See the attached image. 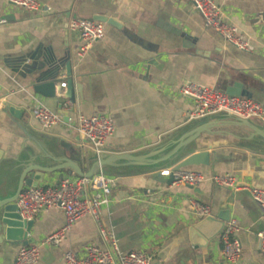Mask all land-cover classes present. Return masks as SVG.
<instances>
[{
  "label": "crops",
  "instance_id": "crops-1",
  "mask_svg": "<svg viewBox=\"0 0 264 264\" xmlns=\"http://www.w3.org/2000/svg\"><path fill=\"white\" fill-rule=\"evenodd\" d=\"M39 1L41 9L29 11L0 0V15L6 19L0 23V199L15 194L27 165L59 163L49 154L80 152V165L89 170L92 162L85 152L89 146L74 128L78 112L112 118L115 132L105 156L158 151L159 157L184 134L202 127L176 160L145 166L118 161L105 167L115 183L100 222L114 233L120 252L147 251L151 264H264L258 237L264 231V215L249 189L219 186L210 179L192 189L167 183V177L160 175L161 169L198 153L200 163L184 168L208 177L230 173L246 186L264 188V139L225 112L189 120L193 101L179 92L187 81L221 90L237 81L264 104V0H216L226 22L238 27L252 51L237 48L206 25L188 0ZM96 15L112 18L122 27L103 22L102 38L80 58V37L69 22ZM38 48L56 58L71 55L69 68H60L56 78L55 97L37 93L21 69L24 63L19 61ZM31 62L27 58L25 63ZM64 100L71 102V120L42 128L33 109L42 102L59 111ZM9 106L19 109L20 118L10 113ZM252 121L264 127V119ZM71 175L77 174L58 170L47 174L40 185H54ZM192 200L208 204L214 217L228 216L225 224L231 218L238 221L243 247L239 261L226 263L223 258L225 225L207 243L200 233L201 239L193 240L191 229L202 217L194 212ZM64 222L60 207L41 211L29 237L38 243ZM87 244L101 248L109 244L90 215L78 219L58 246L41 247L38 264H64L67 251L80 256ZM22 246L0 233V264H12Z\"/></svg>",
  "mask_w": 264,
  "mask_h": 264
},
{
  "label": "built area",
  "instance_id": "built-area-1",
  "mask_svg": "<svg viewBox=\"0 0 264 264\" xmlns=\"http://www.w3.org/2000/svg\"><path fill=\"white\" fill-rule=\"evenodd\" d=\"M188 1L201 14L206 25L214 28L227 41L241 50H253V46L239 32L238 27L226 22L223 9L216 0ZM8 2L29 11L41 9L39 0H8ZM5 22L6 19L0 15V23ZM69 28L77 32L80 37L77 51L80 58H84L88 54L92 45L101 39L104 33L103 22L83 17L72 18ZM61 86L65 87L66 82H62ZM179 92L182 96L193 101V107L188 113L189 120L221 112L241 119H264V104L252 97L233 96L219 88L203 86L193 81L183 83ZM62 109L70 111L71 102L64 100ZM33 115L44 129H49L63 120L62 113L51 110L42 102H39L33 109ZM70 120L69 116L68 121ZM74 128L98 155H102L108 139L115 132L112 118L101 113L85 115L78 112ZM160 175L167 178L172 176V183L176 185L196 187L210 179L223 187L237 190L247 188L253 199L261 206L264 215V188L246 186L230 173L214 174L208 177L197 170L184 167L175 169L174 166H170L161 169ZM114 183V177L105 173L101 168L92 176H63L54 185L25 187L16 200L18 212L23 219L34 220L41 211L60 207L64 211L65 222L38 243L22 246L12 264H38L41 247L58 246L73 224L86 215L92 216L98 222L100 234L109 244L106 248L87 244L80 256L72 251H67L64 256V264H151V255L147 251L120 252L114 233L107 230L100 222L104 207L111 202ZM191 204L198 216L203 218L211 215V208L208 204L196 200H192ZM239 232L238 221L231 218L225 224L221 234L222 254L226 263H235L241 258L243 247L238 237ZM258 237L264 254V231H260Z\"/></svg>",
  "mask_w": 264,
  "mask_h": 264
},
{
  "label": "water",
  "instance_id": "water-1",
  "mask_svg": "<svg viewBox=\"0 0 264 264\" xmlns=\"http://www.w3.org/2000/svg\"><path fill=\"white\" fill-rule=\"evenodd\" d=\"M92 19L99 20L102 22H108L114 24L118 27H122L119 22L112 18H108L102 15L93 16ZM177 34H181L179 30L169 27ZM182 35H186L184 32ZM27 58L32 60L31 63H25ZM20 64L24 63L21 67L25 76H29L31 79V85L37 93L43 94L48 97H55L56 94V78L59 75L60 68H69L71 64V55L66 53L61 58H56L51 51L43 52L39 48L29 55H25ZM69 88L71 87V82H68ZM224 91L233 96H246L252 97V93L244 87L241 82H233L225 87ZM68 97H72L70 93L67 94ZM63 101L59 103V111L63 114V120L68 122L69 112L68 110L62 109ZM10 113L16 117L20 118L19 109L14 106H9ZM233 117V116H232ZM236 123L239 125H245L251 128L254 134L261 136L264 139V127L255 124L252 119H241L233 117ZM204 129L202 127L195 128L189 134H184L179 140L175 142V147L167 152L166 154L156 157L160 152H152L149 154H130V153H120V154H110V155H98L93 151L90 146L86 148V156L89 161H91V166L89 170L84 171L80 165V160L82 158L81 153L78 155L70 154V156H59L58 158L54 154L47 155L54 161H58V164L54 165H44V164H30L27 165L21 175L18 188L15 194L0 199V233L5 234L7 240L21 241L24 245H29L35 242V239L29 237V233L33 227L34 220L23 219L18 212L16 200L20 192L28 186L37 187L44 182L45 177L49 173H54L58 170H68L70 174L75 173L80 176H92L99 169H104L107 166L115 165L118 161H124L125 164L131 165H150V164H161L168 163L170 161L176 160L181 156V151L189 144L193 138L197 137ZM86 142V141H85ZM88 144V142H86ZM162 152V151H161ZM164 152V151H163ZM3 156V152L0 150V162ZM202 155L195 153L187 156L180 162L174 165L175 169L183 168L192 164L200 163ZM76 163V164H74ZM173 177L167 178V183H172ZM189 188L195 189V186L188 185ZM228 216L220 215L214 217L208 215L203 217L200 221L193 225L191 229L192 238L194 241H199L200 234H204L205 243L213 239L217 234L223 229ZM195 238V239H194ZM203 243V242H202Z\"/></svg>",
  "mask_w": 264,
  "mask_h": 264
}]
</instances>
